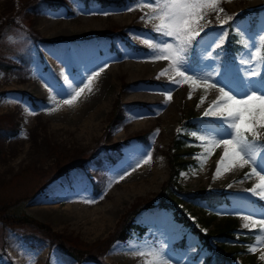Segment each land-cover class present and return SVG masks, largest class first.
<instances>
[{
	"label": "rangeland",
	"instance_id": "rangeland-1",
	"mask_svg": "<svg viewBox=\"0 0 264 264\" xmlns=\"http://www.w3.org/2000/svg\"><path fill=\"white\" fill-rule=\"evenodd\" d=\"M248 1L222 0L221 6L225 13L234 14L233 20L225 25L224 29L218 25L221 19H226L225 14L218 17L217 13H212L208 17L217 23L208 30L204 43L191 51L188 57V64L193 72H227L231 81L242 87L243 72L247 66L241 65L239 61L247 59L252 51V48H245L243 42L255 45L258 36L264 33V0ZM69 4L73 6L71 10ZM131 5L135 6V0H0V26L3 25V31L0 33V59L12 65L8 70H0V196L15 203L11 213L33 217L46 224L53 233L61 235L66 247L73 245L87 252L82 262L78 263L63 248L60 249L57 240L51 239V235L46 231L28 225L10 228L0 222V264H141V258L134 256L129 250V242L157 248L163 246L172 264H205L206 258L211 254L208 245L224 252L243 249L237 239L249 230L242 229L245 221L236 213L248 214L252 209L259 210L260 205H264V201L253 203L255 198L245 191L258 178L251 175L246 179L245 173L250 172L251 166L245 165L244 168L237 167L224 173L226 176L223 179L221 177L224 174L214 180V155L207 157V162L200 168L195 157L202 151V147L190 136L193 131H203L213 126L218 129L221 127L218 122L214 124L199 120L200 112L185 102L180 110H177L176 106L171 108L175 110L176 116L166 125L170 139L166 147H154V140L161 128V124L157 122L129 135L124 142L119 139L113 144H106L111 133H122L121 126L126 119L124 114L130 112L135 118L131 121H138L141 118L155 117L149 112L150 107L158 109L160 113V109L167 111V108L172 107L163 100L149 107L141 103H132V106H129L124 99L127 95L130 96L131 92H135L131 91L133 88L140 87L152 94H163L164 91L170 90L173 97L180 93L178 86L143 78L131 83L125 75H121L109 85L94 84L91 94L85 90L77 106L67 108V115L59 116L60 109L51 114L43 111L47 106V99L43 98H47L48 93L45 96L39 95L40 88L34 87L33 84L42 86L47 91L45 82L55 88L62 84L64 75L76 81L86 79L91 72L102 68L104 64L109 66L113 63L147 60L154 68L164 62L147 59L148 50H143V47L135 46L132 42L130 34L142 38L156 37V33L151 31V25L141 19L142 27L139 30L119 24L110 25L106 31L90 33H68L70 31L66 26L58 28L62 33L56 32L54 28H45V23L53 24L61 19H74L72 10H75V6H79V10H75L76 15L88 18L91 13L125 12L129 7H133ZM255 17L257 21L253 27ZM123 33L127 35L124 36ZM225 33H235L241 41V48L233 55L227 56L224 52L227 38ZM219 36H224L222 47H209ZM208 52H212L213 56L205 59ZM89 55L100 59L99 65L90 66L87 62L84 63L83 60ZM192 55L197 59L194 63L191 60ZM57 70L61 73V83L58 86L54 84L51 76ZM161 78L163 77L159 79ZM217 79L222 80L223 77ZM29 80L33 83L24 87ZM130 84L135 86L130 88ZM22 86L26 88L24 91ZM197 91L201 94L209 92L194 87L193 92ZM11 100L22 105L16 113H6V108L3 107ZM89 100H96V103L108 102V112L99 136L92 139L86 147L80 148L77 146L79 142L74 139L76 132H70V127L76 125L78 120H74L75 117L79 119L78 107ZM29 111L35 114L30 115ZM55 123L66 127L56 133ZM259 131L264 135V129ZM62 136L67 137L68 142L62 141ZM175 137L187 142V147L179 151V154L184 160L192 162L179 171L176 178L179 187L187 192L220 193L224 196L225 203L216 209H208L203 202L187 199L170 188L164 198L167 203L177 204L202 233L212 235L209 243H204L197 233L190 232L176 221L173 210L162 206L160 202L161 188L169 175L170 143ZM133 150L134 154L130 155L132 157H128V151ZM190 150V155H184ZM149 151L153 153L151 163L141 165L131 175L114 183L107 190L104 199H99L109 178L117 174L123 175L120 169L125 167L127 161L136 159L137 156L142 158ZM159 159L163 162H156ZM59 170L62 171L61 174L54 177ZM160 172L163 180L158 190L146 194L144 191H148L150 179L157 177ZM181 173L185 175L182 176ZM229 184L231 187H228ZM112 191L119 192V195H111ZM85 198H96L97 202L84 203ZM138 207L142 208L133 218L135 228L127 239L114 241L113 235L119 229L123 217ZM85 209L91 212L92 221L82 219ZM212 217L214 220L211 224L205 225V219ZM110 218H113L115 223L109 225ZM83 222L85 225L80 224ZM227 223H230V231L225 237L218 235L219 227ZM86 229L89 231L85 232ZM166 237L169 242H166ZM225 242V248H221ZM13 244L18 248H13ZM251 245L255 250L249 252L247 246L246 251H241L240 256L233 258L232 264H264V244L255 241ZM229 256L232 257L233 254Z\"/></svg>",
	"mask_w": 264,
	"mask_h": 264
},
{
	"label": "snow or ice",
	"instance_id": "snow-or-ice-1",
	"mask_svg": "<svg viewBox=\"0 0 264 264\" xmlns=\"http://www.w3.org/2000/svg\"><path fill=\"white\" fill-rule=\"evenodd\" d=\"M221 4L222 0H135V8L129 7L127 10L148 9L142 12L140 19L151 25V31L156 33V37L140 38L132 34L130 36L140 40V43L147 48V59L168 62V66L157 74V79L171 73L167 75L168 83L177 86L188 85V98L192 97L193 87L203 88L205 91L209 89L218 91V95L202 115L218 122L221 127L217 129L213 126L203 131L190 133V136L195 138L202 147V151L195 157L197 164L203 168L207 157L213 155L216 148L222 147L223 151L216 161L213 173L214 180L234 168L250 165V172L245 173V178L255 175L258 180L245 191L255 198L253 203H256L264 201V135L259 131L264 129V33L258 36L255 45L247 41L243 42V46L252 48V51L247 59L239 61L241 65L247 66L243 72L242 87L232 82L227 72H193L188 64L189 53L204 43L208 30L213 27L212 21L208 19L212 13H217L218 17L220 14L226 15V19L219 21L218 26L221 29L233 20L234 14L227 15ZM104 14L107 15V13ZM9 39L11 40V37ZM223 42L224 36H219L209 44V47L220 48ZM238 43L241 41L238 40ZM212 56L213 53L208 52L205 59ZM107 67L108 65L104 64L102 68L91 72L86 79L81 78L79 81L64 75L62 84L55 88L45 82L48 97L47 106L43 111L51 114L58 111L61 106L69 108L77 106L85 90L89 94L94 91V79ZM220 76L223 77L222 80L217 79ZM77 84H79L78 87ZM163 95L164 103L170 102L171 91H164ZM204 100L205 96H201L197 107ZM28 114L35 113L29 111ZM177 131L179 132L180 129ZM152 156L153 153L149 151L142 158L127 161L125 167L120 169L123 175L117 174L109 178L99 199H104L107 190L114 183L131 175L141 165L151 163ZM192 171L194 172L195 169ZM181 175L184 176L185 173ZM228 187L231 185L229 184ZM83 202L93 204L97 200L85 198ZM236 214L245 221L241 226L242 229L254 231L255 241L264 244V205H260L259 210L252 209L248 214L242 212ZM128 248L134 256L141 258V264H172L163 246L157 248L129 242ZM247 250L252 252L255 248L249 245Z\"/></svg>",
	"mask_w": 264,
	"mask_h": 264
},
{
	"label": "bare ground",
	"instance_id": "bare-ground-1",
	"mask_svg": "<svg viewBox=\"0 0 264 264\" xmlns=\"http://www.w3.org/2000/svg\"><path fill=\"white\" fill-rule=\"evenodd\" d=\"M241 1H243V0H234V2H241ZM246 1H248V0H246ZM69 6H70V10H71V7H73V6H71L70 4H69ZM131 6H133L135 8L134 5H131ZM77 9L79 10V6H75V10H77ZM75 10H72V12H73V14L75 16L74 19H71V20L61 19V20L53 22V24L52 23H50V24L49 23H45V28H50V29L54 28L56 30V32H61L60 29H62L63 26H66L67 30L70 31L68 33H73V32H76V33H78V32L79 33H90V32L99 31V30L106 31L108 29L107 27H109L112 24H119V25L125 26L127 28L129 26H131V28L135 29V30H139L142 27L141 26V22H140V18H139L142 15V11H140L139 9H136V11H134V10L133 11L126 10L125 12L122 11V12H118V13H107V15L98 14V13H91L88 18L76 15ZM45 20L46 19H44V21ZM211 21L213 23V26H215L217 21L214 20V19H212ZM58 28H60V29H58ZM123 35L126 36L127 34L123 33ZM57 36H60V35L57 34ZM140 38H142V37H140ZM132 42L135 44V46L137 45L138 47H143V50L147 49L144 45H142L140 43V40H138V39H133ZM125 56L126 55H124V57ZM83 61H84V63L87 62V64L90 65V66H92V65H96L97 66L100 63V59L95 58L94 55L86 56ZM167 65H168V62L164 61V62H160L158 66L152 68L151 65H150V62H148L147 60L136 62V63H132L130 61H128V62H120V63H113L112 65H109L105 71L101 72L100 75L97 78L94 79L93 85L94 84H98L99 86H101L103 84L109 85L115 80L116 77L121 76V75H125L126 78L130 80L131 83H134L135 81L143 78V79H146L148 81H151V80L155 79V80H157L160 83L170 84V83H168L167 78L163 77L161 79H157V74L161 71V68L167 67ZM36 71L37 70H35L34 73H36ZM51 76H52L53 81L55 82L54 84H56L58 86L61 83V73L57 70V71H54ZM16 82H17V80H16ZM31 82H30V80H29L28 83L26 82L27 84L25 83L24 87H26V85L30 86ZM33 85H34V87H36L38 89L40 88L39 89L40 93L38 92L39 95H41V96L44 95L45 96V94L48 93L47 91L44 90V88L42 86L38 87L35 84H33ZM170 85H173V84H170ZM134 86H135V84H130V88H133ZM24 87L21 88V89L23 90ZM178 87H179L178 90H179L180 93L177 96H173L171 98L173 100H171L169 103H167V105L170 104L172 106V107L167 108V111H165L163 109H160L161 110V113H160V111L158 109H154V108L150 107L149 112H151V113H153L155 115L154 118L147 117L146 119L141 118L138 121H131L132 118L135 119L133 117V115L130 112L127 113V114H124L126 119H125V121H123L122 126H121V132L122 133L119 134V135H115L114 133L113 134L111 133L110 136H109V139L107 140L108 142H106V144H108V145L109 144H113L114 142L118 141L119 139H121V141L124 142L129 135L135 133L136 131H139V130H142V129L148 127V125L151 124V123H154V122L156 123L157 122L158 124H161V128H160V132H159L157 138L154 140V147L156 149H160L161 148L160 146L166 147L169 144V142H170V139H168L169 138L168 137L169 133H167V131H166V125H167L168 121L172 122V119L176 116L175 115V110L171 109V108H176L177 107V110H180L184 106L185 102L187 103V105L189 104V106H191V107H196L197 111L200 112L199 120H203L205 123L217 124L214 121H212L210 118L203 117L202 114H203L204 110L206 108H208V106L216 98V96L218 95V91H216L215 89H209L208 93L201 94L198 91L194 93L193 92V88L194 87H193L192 88V97L188 98L189 87L184 85V84H181V86H178ZM13 88H14V86H13ZM29 89L31 90L32 88L30 87ZM27 91H29V90H27ZM131 91H135V92L134 93L131 92V94L127 93L130 96L127 95L125 97V99H124L126 104H128L129 106H132V103H134V105H135V103H137V104L141 103V104L147 105L149 107L150 105H152L154 103H157L158 101H161V100L164 101L165 100V97H164L163 94H161V93H153L152 94V93H150L148 91H144L140 87H138V89H134L133 88V90H131ZM201 96H205V100H204V102L202 104H200L199 107H197V104L200 102V97ZM44 99L46 100L47 98H43V100ZM90 100L88 102L82 103L78 107L79 114H80L79 119L75 117L74 120H78V121H77L75 126H71L70 127V132H76V134L74 135L75 136L74 139L77 142H79V144L77 146L80 147V148L81 147L82 148L86 147V145L92 139L94 140V138L99 136V133H101L100 132L101 126L103 125L105 117H106L107 112H108V106H109L108 102L103 101V102H100V103H96V100H92L93 102H90ZM3 107L6 108V113L7 112L16 113L18 108L22 107V105H21V103L20 104L14 103V101L11 100V101H8L6 103V105H3ZM67 108H69V107L61 106L60 107V111H58V113H59L58 115L59 116L67 115L68 114V109ZM0 111H2V109H0ZM2 114H3V112H2ZM78 125H80V126H78ZM64 126L65 125H61V123H55V125H54L55 132L58 133L59 132L58 130L59 129H63ZM62 138H63L62 141H67V139H68L67 137H63V136L61 137V139ZM71 139L74 140L73 138H71ZM222 151H223L222 147L217 148V150L214 151V153H213L214 156H212V157H215V161L213 160V162L216 163V161L220 158V154H221ZM128 152L129 153L126 152L127 153L126 155L128 157L131 154H134V150L133 151H128ZM137 152H138V150H137ZM138 153L141 154L140 151ZM130 157H132V156H130ZM137 157H136V159H137ZM132 160H135V158H132ZM124 162H126V161H124ZM156 162H163V160L159 159ZM235 169H237V168H234V170ZM225 176H226V174H224V176H222L221 179H223ZM150 180L151 181H149V182L151 184H150V186L148 188V191H144V192H146V194H149V192H153L154 193V191L158 190L157 188L159 187L161 181L163 180L162 172H160L157 177H154V178H152ZM232 180H233V178H232ZM255 183H257V180L253 184H251V186L249 188H251ZM136 186H137V184H136ZM144 187H146V185ZM118 193L117 192H113V191L110 192L111 195H119ZM141 196H143V195H141ZM246 196H248V195L246 194ZM92 216H94V214ZM113 218L112 219L110 218L108 220L109 223H110L109 225L115 223V220H113ZM82 219H84L85 221L86 220L87 221H92L93 218L91 217V212H89V210L85 209V214H84ZM94 221L96 222L97 220H94ZM102 223L104 224V222H102ZM80 224L85 225V222L80 223ZM76 225H78V224L76 223ZM95 226H94V228L92 226L91 227L93 229H96ZM89 229H86L84 231L87 232V231H89ZM84 231H83V233H85ZM92 233H94V232H92ZM167 240L169 242V238L168 237H166V242H167ZM163 245H165V243ZM12 247L16 248V249L18 248V247H15L14 244L12 245ZM188 256H190V255H188Z\"/></svg>",
	"mask_w": 264,
	"mask_h": 264
},
{
	"label": "trees",
	"instance_id": "trees-1",
	"mask_svg": "<svg viewBox=\"0 0 264 264\" xmlns=\"http://www.w3.org/2000/svg\"><path fill=\"white\" fill-rule=\"evenodd\" d=\"M256 25V17L252 22V26ZM3 31V25L0 26V33ZM239 38L235 34H230L227 42V47L234 50L239 51L241 48V43H238ZM12 65L6 63L5 61L0 59V70H8ZM117 108V107H116ZM187 147V142L176 137L172 139L170 143V154H169V175L167 180L163 183L161 188V205L166 206L173 210L175 220L185 225L188 229H190L193 233H197L198 236L204 240V243L209 242V237L206 234H203L199 228L195 226V224L190 220V218L177 206V204H170L165 201V196L168 191V188L174 190L175 193L179 195H184L187 199L190 200H198L203 202L207 208L215 209L222 204L225 203V199L222 194L219 193H205L203 191L200 192H187L183 191L176 182V178L180 170L185 169L187 166L191 165L192 162L184 160L183 157L180 156L179 151H183V149ZM190 151L185 152L184 155H190ZM183 155V156H184ZM61 170H59L54 177H57L61 174ZM53 180V178L51 179ZM15 203L12 200L5 199L0 196V222L7 225L10 228H15L21 225H28L31 227H35L39 230L46 231L51 235V239L57 240V245L61 249L63 248L66 253L75 258L78 263H81L84 256H86L87 252L80 248H77L73 245L67 246L63 237L59 234H55L52 230L44 223L34 219L33 217L23 214L17 215L10 212L11 208ZM142 207L135 208L132 211H129L126 216L123 217L122 222L120 224L119 229L114 233L113 240H125L129 236L130 232L135 228L133 224L134 216L139 213ZM147 208V207H146ZM214 220V217L210 219H205V225H210L211 221ZM230 231V223H227L223 227H219L218 235L225 237L226 233ZM255 232L254 231H246L243 234L238 236L237 242L243 248L242 250H235L232 252H224L220 248L216 250L210 257H208L206 264H232V260L234 257H238L241 254V251H246V247L255 242ZM226 242L222 244L221 248H225ZM210 248V247H208ZM233 254L232 257L229 255Z\"/></svg>",
	"mask_w": 264,
	"mask_h": 264
}]
</instances>
